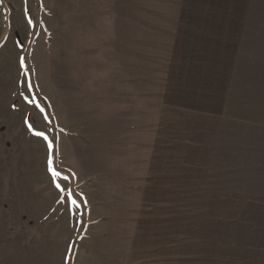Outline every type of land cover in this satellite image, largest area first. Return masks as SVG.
<instances>
[{"label":"rangeland","instance_id":"1","mask_svg":"<svg viewBox=\"0 0 264 264\" xmlns=\"http://www.w3.org/2000/svg\"><path fill=\"white\" fill-rule=\"evenodd\" d=\"M68 163L141 175L144 264H264V0H0V264Z\"/></svg>","mask_w":264,"mask_h":264},{"label":"crops","instance_id":"2","mask_svg":"<svg viewBox=\"0 0 264 264\" xmlns=\"http://www.w3.org/2000/svg\"><path fill=\"white\" fill-rule=\"evenodd\" d=\"M68 167L73 171L72 178L62 179L59 188L53 181L57 199L46 198L44 205L33 212L35 220L43 218L52 229V238L62 242L55 251L48 250V258L52 259L54 251L61 264H134L137 260L144 264V249L136 230L144 194L141 175H132L127 168L123 174H109L78 171L69 163ZM68 189L76 205H70Z\"/></svg>","mask_w":264,"mask_h":264},{"label":"snow or ice","instance_id":"3","mask_svg":"<svg viewBox=\"0 0 264 264\" xmlns=\"http://www.w3.org/2000/svg\"><path fill=\"white\" fill-rule=\"evenodd\" d=\"M29 23H31V21H29ZM21 65L23 66V58H21ZM37 135H41V136H43L44 133H37ZM45 139H47V137H45ZM49 147H51V143L49 144ZM49 165H50V167H49V171L52 172L53 176H59V175H60L59 172H56V171L53 170V168L51 167V165H52V161H51V159L49 160ZM64 179L67 180L68 177H64ZM57 187L59 188L60 185L57 184ZM66 192H67V197H68V199H69V203H70V205H76V204H77V201H76L75 199H72V198H71V197H72V191H71L70 189H68V190H66Z\"/></svg>","mask_w":264,"mask_h":264},{"label":"trees","instance_id":"4","mask_svg":"<svg viewBox=\"0 0 264 264\" xmlns=\"http://www.w3.org/2000/svg\"><path fill=\"white\" fill-rule=\"evenodd\" d=\"M74 248H75V241H74V243H73L72 246H71V251H70V256H69L68 263H69V261H70V259H71V253L73 252Z\"/></svg>","mask_w":264,"mask_h":264}]
</instances>
